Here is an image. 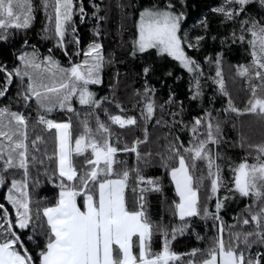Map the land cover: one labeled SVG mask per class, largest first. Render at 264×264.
I'll return each instance as SVG.
<instances>
[{
  "label": "snow or ice",
  "instance_id": "6c2138e0",
  "mask_svg": "<svg viewBox=\"0 0 264 264\" xmlns=\"http://www.w3.org/2000/svg\"><path fill=\"white\" fill-rule=\"evenodd\" d=\"M112 6L122 12L123 61L105 53L103 0H88L87 7L85 0H0V42L21 37L14 61L0 62V100H7L0 104V189L6 190L0 202V264H264V143L248 145L256 152L253 162H229L226 180L217 163L224 157L214 152L222 123L213 116L247 113L264 123V0H220L207 14H193L189 0H113ZM39 11L47 20L42 38L54 41L67 66L51 48L43 55L29 44L27 33ZM75 17L93 22L83 46ZM213 19L224 31L214 33ZM210 41L219 43L209 50ZM234 45L249 57L233 66L250 93L243 108L233 103L223 75ZM126 61L137 64L140 82L127 106L117 94L121 74L115 69ZM177 67L188 74L184 100L166 85L169 78L182 79ZM110 68L115 70L109 73V92L98 95L90 86L102 85ZM13 81L17 90L9 98ZM208 81L227 98V107L214 109L210 100L202 115L185 121V100L202 101ZM165 87L166 98L158 97ZM57 111L59 119L53 116ZM114 125L132 133L131 141ZM149 126L168 129L166 152L155 155L174 184V224L153 221L147 212L146 194L163 191L160 177L144 172L153 157L151 150L141 151ZM137 129L142 136L135 135ZM183 131L191 134L187 141L175 134ZM120 154H134V162L129 165ZM197 161L206 164V174ZM41 176L55 190L52 197L39 195ZM237 198L250 200L247 216H234L225 235L221 212ZM193 217L213 222L210 243L174 251L171 241L178 235L205 239L192 226Z\"/></svg>",
  "mask_w": 264,
  "mask_h": 264
},
{
  "label": "trees",
  "instance_id": "16d2710c",
  "mask_svg": "<svg viewBox=\"0 0 264 264\" xmlns=\"http://www.w3.org/2000/svg\"><path fill=\"white\" fill-rule=\"evenodd\" d=\"M189 2L194 6L192 9L193 14L202 12L207 14L208 8L210 6L216 5L220 0H189ZM103 3L107 6L108 20L103 23L102 27L105 31V37L102 42L105 47V53L110 54L114 53L116 55L117 61L125 60L123 49L121 47L122 34L119 30L120 21L122 17V12L116 9L113 5V0H103ZM86 7L88 5V0H85ZM76 19V27L79 30L81 36L82 46L87 43V41L92 36V27L93 22L86 20L84 23L79 22V18ZM47 20L44 17L43 11H39L36 14V19L32 28L27 33V39L29 44H34L39 53L43 55H48V49H52V55L55 59L60 60L63 66H67L66 58L63 53L53 46L54 41L51 39L42 38L45 36V33L42 31ZM212 28L214 33L219 31H224L213 19ZM213 44L211 41L207 46L209 50L218 45ZM21 37L17 36L16 39L11 40L9 43L0 42V62H7L11 64L14 61L13 53L20 48ZM31 51V48L27 49ZM249 57L246 52L240 45H234L232 49L226 53L225 63L223 65V75L226 81V87L231 95L233 103L239 107L243 108L247 99L250 95L248 91V86L244 80L235 75L234 65L238 63H247ZM115 69H118L121 74V84L118 89V96L125 101L127 106V97L131 93L133 87H139L140 82L136 77L135 73L139 71V68L136 63L131 61H126L124 63H116ZM115 69H108L104 77V83L98 86H90L93 91H96L98 95H105L109 92V83L110 77L109 73ZM176 75L182 77L179 81H174L173 79H167L166 85L172 87L176 92L177 97L181 100H184L188 95V74L178 67L174 70ZM127 73V76L124 74ZM155 83V81H154ZM157 87L160 88V85L157 84ZM215 85L211 81H208L204 86V98L202 101L189 102L185 100V121H189L192 116L202 115V108L209 107L210 100L212 101L211 107L214 109H222L227 107V98L222 97L218 91H216ZM17 90L16 82L13 81V84L9 87V98L15 95ZM167 87L161 89L158 92V97L166 98ZM162 102V100L160 101ZM7 103V100H0V104ZM78 109L81 108L78 104L75 105ZM13 110H18V106L13 103L11 105ZM34 114V113H33ZM83 116V112L81 113ZM53 116L60 118V113L57 111L53 113ZM213 116L219 119L222 123L223 129V138L218 147L214 146V152H219L221 156L224 157L222 161L218 160L217 163L221 164L223 169V176L226 180L231 179V174L228 169V164L231 162L233 165L238 164L242 159L247 158L249 162H253L256 152L254 148L248 147V145H258L264 143V123L261 122L260 117L254 114H243L237 115L232 112H220L219 115L214 111ZM167 118V117H165ZM235 125V127H234ZM33 125L30 123L29 134H32ZM73 128L78 131V126L76 125L75 118H73ZM113 130L118 133H122L123 138L127 141H131L133 134L124 132L119 129L118 126H113ZM149 142L145 146H141V151L151 150L153 153L152 164L150 167L144 169L146 175L153 177H160L162 182V193L150 192L146 194V206L147 212L153 221H159L164 224H174L177 222V218L172 216L170 210V201L175 199L174 184L170 180L166 170L161 165L159 157L155 154L165 153L167 141L165 136L168 134V129L160 126H149ZM176 135H179L182 140L187 141L190 139L191 134L188 131L177 132ZM135 135L142 136V133L139 129L136 130ZM244 139V147H241V138ZM48 139L49 151L52 147L51 138ZM168 139H171V136H168ZM122 158L128 160L129 165L134 162V154H120ZM197 169L207 172L206 164L201 161H197ZM42 186L40 187L39 195L52 197L54 189L46 181H44L43 176L40 177ZM205 186L209 185V180L206 178L204 181ZM206 187L201 188V192H204ZM5 189H0V202H3V195L5 194ZM223 191V190H221ZM214 203V202H210ZM250 200L248 198H237L235 200H229L226 203V210H222L221 216L225 222V235L227 234V226L236 223L233 219L234 216H247L245 211V205L249 204ZM192 226L195 228L196 232H199L202 236L205 237L203 241H197L195 236L191 233H185L183 236H177V238L171 241V247L174 251L180 253H186L190 251L192 247L204 248L210 243V238L214 234V229L212 227V221L209 219L207 224L201 218L193 217L191 218ZM252 224L245 226V230H250ZM159 244H162V239L157 237Z\"/></svg>",
  "mask_w": 264,
  "mask_h": 264
}]
</instances>
